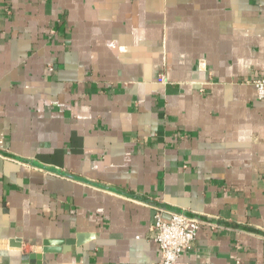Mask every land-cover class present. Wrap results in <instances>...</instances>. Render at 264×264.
Instances as JSON below:
<instances>
[{"label":"crops","instance_id":"1","mask_svg":"<svg viewBox=\"0 0 264 264\" xmlns=\"http://www.w3.org/2000/svg\"><path fill=\"white\" fill-rule=\"evenodd\" d=\"M259 77L264 0H0V264H264Z\"/></svg>","mask_w":264,"mask_h":264},{"label":"built area","instance_id":"2","mask_svg":"<svg viewBox=\"0 0 264 264\" xmlns=\"http://www.w3.org/2000/svg\"><path fill=\"white\" fill-rule=\"evenodd\" d=\"M158 80L163 81L162 75ZM256 95L264 98V77L252 80ZM202 222L183 212L172 211L167 218L156 209L149 226L152 237L159 247V259L153 264H191L181 259L182 251L189 248Z\"/></svg>","mask_w":264,"mask_h":264},{"label":"water","instance_id":"3","mask_svg":"<svg viewBox=\"0 0 264 264\" xmlns=\"http://www.w3.org/2000/svg\"><path fill=\"white\" fill-rule=\"evenodd\" d=\"M68 243L74 245L80 243V238L77 241L65 239H45L42 241L41 253H29L27 258L21 261V264H41L42 253H61L67 251L62 244Z\"/></svg>","mask_w":264,"mask_h":264}]
</instances>
